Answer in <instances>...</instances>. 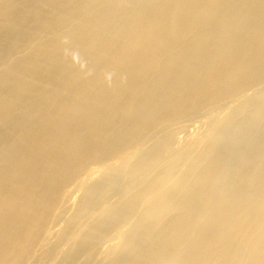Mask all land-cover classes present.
Segmentation results:
<instances>
[{"label": "bare ground", "instance_id": "6f19581e", "mask_svg": "<svg viewBox=\"0 0 264 264\" xmlns=\"http://www.w3.org/2000/svg\"><path fill=\"white\" fill-rule=\"evenodd\" d=\"M111 232L109 264H264V0H0V264H96Z\"/></svg>", "mask_w": 264, "mask_h": 264}, {"label": "rangeland", "instance_id": "374dc122", "mask_svg": "<svg viewBox=\"0 0 264 264\" xmlns=\"http://www.w3.org/2000/svg\"><path fill=\"white\" fill-rule=\"evenodd\" d=\"M250 93L251 92H249L248 94ZM233 105L235 104L228 103L224 106H221L215 111V116L224 117L227 114L229 108H231ZM204 122L205 121L203 118L193 117L185 121L180 127L176 128V138H177L176 146L177 147L182 146L184 143L192 139L193 136L196 134L205 133V135H208V133H210L211 130L213 129V125L209 126ZM128 165H130V163ZM94 168H95L94 166H91L89 170H93ZM127 171H128V166L126 165L120 171V175L118 176V180L115 185L120 190H122V192L123 191L132 192L131 191L132 186H130V184L128 183L127 178L125 179L127 175ZM81 178H84L89 184L97 180L99 178V174L96 173L93 175H89L88 173H86ZM81 195L82 192L77 189L75 184H71L63 188L59 192L57 207L53 212L49 222L46 225V228L42 235V239L39 243L35 255H38L41 252L54 248L58 252V254L56 255V260L58 261L61 258V254L67 249L66 241L63 238L65 237L66 233L70 230V228L76 226V224L79 223L81 219V215L78 218H75ZM113 200L114 199H111V201ZM126 228L127 227H124L121 228L120 230L126 231ZM125 238H126V234H123L122 238L120 239L119 236L117 235V232H111L109 238L104 242H102V244L99 246L98 250L96 251L95 263L96 264L111 263L120 254Z\"/></svg>", "mask_w": 264, "mask_h": 264}]
</instances>
